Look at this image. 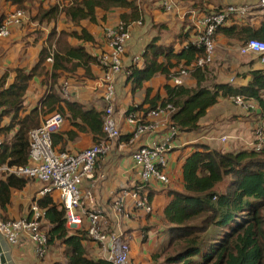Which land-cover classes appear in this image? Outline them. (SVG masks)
<instances>
[{
  "label": "trees",
  "instance_id": "16d2710c",
  "mask_svg": "<svg viewBox=\"0 0 264 264\" xmlns=\"http://www.w3.org/2000/svg\"><path fill=\"white\" fill-rule=\"evenodd\" d=\"M0 1L27 10L31 23L53 25L34 67H17L10 84L8 72L0 76V167L28 165L30 131L42 124L41 117L55 113L61 114L71 126L69 130L60 127L52 133L53 147L58 152L67 153L68 142L74 140L78 132L90 134L95 143L100 142L98 139L105 137V108L98 111L79 101L65 99L60 82L80 69L86 79L94 78L92 65H98V57L88 50L87 44H96V39L84 24L101 26L106 14L114 10L122 11L121 23L142 22L140 0H69L66 5L53 2L47 7L43 0ZM185 1L192 2L194 7L203 6V0ZM100 11L104 12L102 18ZM5 19L6 14H1L0 27ZM62 19L66 27L58 30L57 24ZM217 34H224L242 46L250 39L264 41V20L260 25L246 21L224 25ZM189 36V32L180 33L171 43H161L160 37H154L145 46L139 64L126 69L132 95L145 91V98L124 116L139 110L148 113L159 105L172 104L176 111L170 116L171 125L180 132H195L200 130L201 120L220 98L242 95L256 100L264 109V71H253L247 86L215 83L209 87L206 85L208 70L194 67L204 50L191 43L181 50L176 49L177 43L183 45ZM71 40L80 44L73 45ZM50 56L52 66L47 64ZM191 67L190 76L195 85H175L174 74L181 68ZM156 76L165 79L164 95L145 86ZM37 78L46 92L38 105L28 111L26 94ZM192 146L194 150L182 165L181 189L169 190L171 201L163 212L162 238L150 264H264V152L222 151L202 142ZM33 181L41 183L42 189L47 186L36 179L6 172L0 174L2 220H15L8 216L13 193L24 190ZM138 185L143 186L141 177ZM152 185L147 184L143 190ZM135 187L133 189L138 186ZM141 192L142 199L151 205L152 195L144 196ZM37 201L45 211L42 229L48 236L49 248H62L64 261L61 264H112L96 256L87 230L70 231L67 212L54 195L41 196Z\"/></svg>",
  "mask_w": 264,
  "mask_h": 264
},
{
  "label": "crops",
  "instance_id": "0c3cea01",
  "mask_svg": "<svg viewBox=\"0 0 264 264\" xmlns=\"http://www.w3.org/2000/svg\"><path fill=\"white\" fill-rule=\"evenodd\" d=\"M43 1L45 7H47L48 3L57 2V0ZM258 3L259 0H203V6L194 7L192 2L180 0L176 9L166 12L161 7V0H140L141 21L142 24L145 23V26L139 27L142 24L137 22L130 24L132 39L126 48L123 59L124 68L127 69L133 65L132 58L141 56L145 46L154 37H160L161 43H171L175 41V37L180 33L186 34L189 32L188 42L183 45L177 43V50H181L189 42L194 41L197 38L195 18L198 15H206L214 10H224L232 5L248 6L252 7V9L246 16L232 15L226 25L231 26L234 23L243 21L251 25H260L264 20V8L258 7ZM29 6L30 4H28ZM15 8L0 1V15L6 14ZM121 12V10H114L106 14V21H103L101 26L91 23L84 24L96 39V44H87L88 50L93 55L99 57L103 53L108 52L109 48L104 32L102 34V27H116L121 22L119 20ZM34 13L35 10H33ZM103 16L104 12L100 11L99 17L102 18ZM52 27V24L42 26L37 23H31L30 15L27 13L26 21L21 26H13L9 38L0 40V76L8 72V84L13 82L14 70L17 67L31 69L36 65L39 53L42 47L46 45ZM64 27H66V24L62 19L58 22L57 29L61 30ZM159 29L160 32H158ZM172 29L175 32H172ZM36 30H42L41 37L31 38V35ZM160 33L171 35L170 38L165 39ZM215 40L214 64L209 70L207 69V86L211 87L215 83H228L234 87L247 86L252 79L251 73L253 71H264V65L260 62L259 55L255 53L242 54L240 51L242 45L236 40L224 34H217ZM71 43L73 45L80 44L77 40H71ZM47 64L52 66L48 62ZM92 73L94 78L91 80L82 76V69L74 75L69 74V79L61 80L60 82L62 94L65 99H73L101 111L106 108V103L103 100L104 88L102 86L104 72L99 65L95 64L92 65ZM209 80L210 82H208ZM164 84V77L156 76L151 82L146 83L145 86L154 88V91L159 90L164 95ZM183 84L190 87L195 85V81L189 75L184 78ZM67 85L69 87L68 96L65 95L63 90ZM45 92L46 87L41 84V80L39 78L35 79L26 94V109L29 111L35 108ZM144 98L145 91H139L132 95L125 72L117 76L115 113L122 135L119 140L112 141L111 152L98 162L94 172V179L84 180L80 187L84 207L102 211L104 223H106L105 227L108 229L117 228L128 240L131 247V264L151 263L152 254L157 250L162 238L160 234L163 229V212L171 201L169 190L181 189V169L187 156L194 150L192 145L202 142L208 144L211 148L233 152L249 149L247 144L253 139L254 127L261 119H264V109L259 106L258 102L256 103L257 108L255 111H247L234 105L231 98H220L218 103L211 107L207 115L201 120L199 131H177V135L172 138L168 153L169 164L166 171L170 178V183L162 185L154 182L150 188L140 189L144 196L152 195V213L136 209L133 206V202L128 201L127 210L130 213V218H126L113 211L112 202L114 196L120 191L132 190L136 188L135 186L140 187L138 185L140 171L133 160L134 152L139 147L162 142L171 134V119L170 117L162 116L150 119L158 125L155 133L143 135L131 142L134 127L127 122V117L124 114L130 108L141 105ZM142 112L143 110L137 111L138 114H142ZM44 119L45 117H41V123ZM60 129H71L70 123L64 120ZM225 136L228 137V140L222 142L221 138ZM103 139L99 138L98 140L101 141ZM95 142L96 140H94L92 135L78 132V136L68 142L67 153L77 154L91 147ZM4 172L9 173L8 171H0V174ZM42 187L41 183L33 181L24 190L15 191L8 212L10 219L29 217L31 202L44 196L40 194ZM88 193H91L94 198V206H91L86 198ZM52 195L59 200L57 193ZM1 214H4V212L0 210V216ZM82 221L81 226L72 228L68 225V228L72 232L79 229L87 230V218H83ZM92 246L96 248V256L105 259L100 246L94 241ZM0 250L2 251L4 264H61L64 261L62 248L55 246L49 248L43 260L37 258L33 244L27 240L17 246H12L0 237Z\"/></svg>",
  "mask_w": 264,
  "mask_h": 264
},
{
  "label": "built area",
  "instance_id": "2783aa9c",
  "mask_svg": "<svg viewBox=\"0 0 264 264\" xmlns=\"http://www.w3.org/2000/svg\"><path fill=\"white\" fill-rule=\"evenodd\" d=\"M69 0H57L65 5ZM180 0H161V7L166 12H171L177 8ZM264 8V0H259L257 5ZM252 7L248 6H228L224 10H214L206 15L197 16L195 25L197 38L191 41L204 50L194 67L210 69L214 64L216 51V32L227 24L232 15L244 17ZM27 19L24 9L15 8L6 13V19L0 27V40L11 36L13 26H21ZM142 24V22H137ZM105 38L108 44V52L103 53L97 59L98 65L103 70L102 86L104 88L103 100L106 108L103 116L104 139L95 143L91 147L77 153L70 154L58 152L53 147L52 133L58 130L64 118L61 114L55 113L46 116L42 124L30 131V158L26 166L9 167L1 166L0 171H8L18 177L36 179L47 184L40 194H58L61 205L68 215V225L77 228L82 225V219L87 218L89 237L96 242L104 253V258L112 264H131V247L124 234L117 228L108 229L105 227L102 211L94 208L84 207L81 193V185L84 180H93L95 168L101 159L106 157L112 150V141L121 138L115 115L116 99V78L121 73H126L123 59L128 43L132 39L130 25L119 23L116 27H109L105 31ZM242 54L255 53L259 55L260 62L264 65V41L250 39L240 49ZM141 56L132 58L133 65L140 62ZM47 62L53 64V57L50 56ZM191 68H181L172 77L175 85H183L184 78L189 76ZM68 85L63 88L65 95L69 94ZM264 99V92L262 93ZM234 105L247 111H255L257 101L242 95L231 97ZM176 108L172 104L159 105L156 109L148 113H130L127 122L134 127L132 141L139 137L155 133L158 125L150 119L162 116L170 117ZM146 114V115H144ZM177 135V129L171 127V134L162 142L154 143L150 146L139 147L133 154L135 165L139 168L142 187L133 190H122L113 198L112 209L115 213L130 218L127 210L128 201L133 202L136 209L152 212V206L142 199L140 189L150 183L168 185L170 178L166 172L169 164L170 143ZM228 137H222L221 141L226 142ZM2 140L0 139V150ZM247 146L256 152H264V119H261L253 130V139ZM91 206H94V198L91 193L86 196ZM45 221V211L38 204L37 199L31 202L30 216L15 220L4 221L0 219V237L8 244L17 246L24 240L31 242L34 246V253L37 258L44 259L49 250L48 236L42 229ZM0 264H4L2 251L0 250Z\"/></svg>",
  "mask_w": 264,
  "mask_h": 264
},
{
  "label": "rangeland",
  "instance_id": "374dc122",
  "mask_svg": "<svg viewBox=\"0 0 264 264\" xmlns=\"http://www.w3.org/2000/svg\"><path fill=\"white\" fill-rule=\"evenodd\" d=\"M49 4V3H48ZM26 11V10H25ZM26 13H28L27 11H26ZM105 22V21H104ZM153 23V22H152ZM112 24V23H111ZM108 26V25H107ZM143 26H145V23H143L141 26H139V27H143ZM157 27V26H156ZM106 27H102V34H103V32H104V34H105V31H106ZM37 31V30H36ZM34 32L32 35H31V38H33V37H35V38H39V36L43 33L42 32V30H38L37 32ZM158 32H160V29L158 30ZM172 32H175V30L174 29H172ZM160 35L163 37V38H165V39H167V38H170V35L171 34H164V33H160ZM41 37V36H40ZM147 39V38H146ZM212 80V79H211ZM208 82H210V80L208 81ZM208 84V83H207ZM212 84V83H211Z\"/></svg>",
  "mask_w": 264,
  "mask_h": 264
}]
</instances>
